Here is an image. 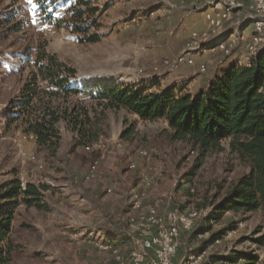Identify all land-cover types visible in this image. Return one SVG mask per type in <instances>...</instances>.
I'll return each instance as SVG.
<instances>
[{
    "label": "rangeland",
    "instance_id": "obj_1",
    "mask_svg": "<svg viewBox=\"0 0 264 264\" xmlns=\"http://www.w3.org/2000/svg\"><path fill=\"white\" fill-rule=\"evenodd\" d=\"M91 2L98 12L86 22V32L76 34L66 22L71 2L41 9L34 0H0V185L18 175L22 183L44 184L50 189L44 198L48 211L26 206L18 210L11 234L13 264H117L113 250L126 264L137 248L135 241L141 238L130 229L129 219L157 204L162 214L191 208L202 212L191 232L182 233L177 263L203 253L205 264H231L230 258L244 257L242 264L245 256H257L264 262L262 211L228 212L218 222L208 218L233 183L250 172L230 150L229 141L196 169L200 152L185 143L171 142L165 119L143 121L126 110H104L103 104L85 94H62L52 100L41 93L37 101H52L61 110H90L101 135L91 144L94 149L89 154L77 146L76 133L64 121L58 125L62 140L55 152L23 140L28 136L23 123L10 127L13 106L24 98L23 88L44 47L77 72L72 85L84 93L97 84L120 82L154 85L152 91L180 85L197 92L233 60L243 63L247 56L251 26L245 32L246 40L233 45L231 57L198 54L194 66L163 69L160 80L147 81L156 76L153 63L185 53L192 33L207 29L204 13L200 14L205 1ZM90 37L100 41L89 42ZM203 64L208 70L201 75L198 67ZM37 89L50 91L46 83ZM132 126V138L122 137ZM95 161L99 162L98 172L87 181ZM131 163L136 164L134 170L129 169ZM142 193L146 196L136 208L135 198Z\"/></svg>",
    "mask_w": 264,
    "mask_h": 264
},
{
    "label": "trees",
    "instance_id": "obj_2",
    "mask_svg": "<svg viewBox=\"0 0 264 264\" xmlns=\"http://www.w3.org/2000/svg\"><path fill=\"white\" fill-rule=\"evenodd\" d=\"M34 1L41 9L57 2H71L66 22L76 34L86 32V22L98 12L91 0ZM88 41L100 40L90 37ZM82 42L85 41L82 39ZM36 56L31 80L23 88L24 98L13 106L9 123L10 127L23 123L26 133L36 138L40 149L56 151L62 140L58 127L61 121L76 133V144L83 149L100 140L101 132L91 119L89 109L61 110L52 105V101L45 103L42 99L40 104L37 101L41 93L52 100L62 94L65 97L85 94L103 104L104 110H126L143 121L165 119L171 142L185 143L200 152L196 169L206 156L221 152L222 143L229 141L230 150L250 167V172L233 183L228 195L213 208L208 218L218 222L228 212L251 214L260 210L264 213V51L253 58L250 67L230 65L197 92L176 85L152 91L154 85L120 82L97 84L84 93L72 85V79L77 76L74 69H68L57 56L49 55L45 47ZM40 83H46L50 91H38ZM134 128L125 131L122 137L132 138ZM49 190L47 185L30 182L22 187L18 175L0 185V264H13L11 234L18 210L26 206L48 211L44 198ZM242 258H230L231 264H240ZM242 264L264 262L257 256H245Z\"/></svg>",
    "mask_w": 264,
    "mask_h": 264
},
{
    "label": "built area",
    "instance_id": "obj_3",
    "mask_svg": "<svg viewBox=\"0 0 264 264\" xmlns=\"http://www.w3.org/2000/svg\"><path fill=\"white\" fill-rule=\"evenodd\" d=\"M183 1V0H180ZM204 6L200 14L204 13L207 29L202 32H193L190 43L185 53L170 60L160 63H153L151 70L156 74L154 79L159 78L163 69H170L177 66H194L195 56L198 54L222 55L231 57L232 47L237 40H246V31L252 27V34L246 44L247 56L238 65L251 66L253 58L264 49V0H204ZM199 73L204 75L208 68L200 65ZM145 70H141L144 73ZM154 74V75H155ZM23 140H32L36 143L33 135H24ZM93 145L84 146L86 153L92 152ZM148 156L147 153H143ZM99 162L95 161L90 166L86 180L93 179L98 172ZM42 167V165H40ZM136 168L135 163L129 165L130 170ZM145 186L150 187V183L145 180ZM26 183H22V187ZM194 192V190H192ZM135 198V207L140 208L141 198ZM202 212L194 208L187 210L174 209L161 213L159 204L150 207L146 213H141L136 217H131L130 229L141 238L135 241L137 248L132 252L130 262L126 264H205V253L192 255L182 262H176L177 250L180 246L182 233H189L196 222L201 219ZM215 243H220L219 239ZM110 244V243H109ZM113 245V244H111ZM112 248V247H111ZM117 264L122 259L117 251Z\"/></svg>",
    "mask_w": 264,
    "mask_h": 264
},
{
    "label": "crops",
    "instance_id": "obj_4",
    "mask_svg": "<svg viewBox=\"0 0 264 264\" xmlns=\"http://www.w3.org/2000/svg\"><path fill=\"white\" fill-rule=\"evenodd\" d=\"M235 63H236V64L238 63L237 59H236V60H233V62H232L230 65H233V64H235ZM230 65H229V66H230ZM145 80H147V81H148V80H149V81H150V80H153V77H150V78L147 77ZM171 86H172V85H171ZM171 86H170V87H171ZM178 87L180 88L181 86L178 85ZM168 88H169V87H168Z\"/></svg>",
    "mask_w": 264,
    "mask_h": 264
},
{
    "label": "snow or ice",
    "instance_id": "obj_5",
    "mask_svg": "<svg viewBox=\"0 0 264 264\" xmlns=\"http://www.w3.org/2000/svg\"><path fill=\"white\" fill-rule=\"evenodd\" d=\"M29 3H32V0H29Z\"/></svg>",
    "mask_w": 264,
    "mask_h": 264
},
{
    "label": "water",
    "instance_id": "obj_6",
    "mask_svg": "<svg viewBox=\"0 0 264 264\" xmlns=\"http://www.w3.org/2000/svg\"><path fill=\"white\" fill-rule=\"evenodd\" d=\"M262 51H264V49H262Z\"/></svg>",
    "mask_w": 264,
    "mask_h": 264
}]
</instances>
